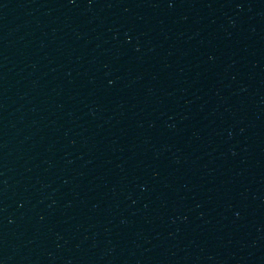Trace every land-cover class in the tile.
<instances>
[{
  "label": "water",
  "instance_id": "95a60500",
  "mask_svg": "<svg viewBox=\"0 0 264 264\" xmlns=\"http://www.w3.org/2000/svg\"><path fill=\"white\" fill-rule=\"evenodd\" d=\"M217 0H0V264H200Z\"/></svg>",
  "mask_w": 264,
  "mask_h": 264
}]
</instances>
